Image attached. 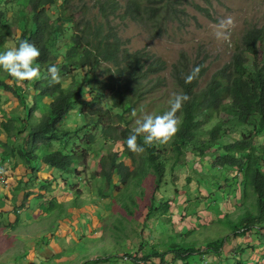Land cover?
Instances as JSON below:
<instances>
[{"label": "trees", "instance_id": "1", "mask_svg": "<svg viewBox=\"0 0 264 264\" xmlns=\"http://www.w3.org/2000/svg\"><path fill=\"white\" fill-rule=\"evenodd\" d=\"M13 1L0 0V3L10 6L15 5ZM56 1H60V8L53 16L50 11ZM202 1L210 6V0ZM175 4L176 0H23L16 5L13 17L9 9L0 4V52L7 50L8 30L5 25L12 21L14 29L19 31L16 45L24 39L40 50L36 64L41 72L40 79L25 81L21 86L8 74L5 76L13 84L10 90L24 103L26 110L23 120L8 118L0 121V141L4 139L2 145L5 147L2 157L15 152L30 178L41 167L70 173L75 163L85 161V156L66 143L75 130L65 128L62 123L70 112L78 108L89 125L102 128L105 143L122 142L120 153L109 152L101 157L100 171L96 173L103 185L113 192L110 196H113L112 201L114 199L125 211L122 221L119 218L114 220L115 239L126 235L124 220L127 223L136 222V212L146 197L142 185L149 176L152 177V188L139 225L152 232L155 226L153 216L166 219L163 225L171 224L169 208L172 200L166 199L164 185L170 183L175 196H178L175 170L180 163H184L181 160L188 153L200 161L207 158L210 169L235 173L220 183L221 186L214 192L216 197L217 193L225 195L224 189L231 190L233 194L237 187H241L243 193L247 187L251 188L255 196V210L243 206L245 211L237 222L239 227L235 226L234 234L243 236L248 231L260 233L264 230V28L247 29L229 62L216 70L201 89L200 81L208 70L205 60L197 57L190 61L184 53H180L178 60L171 65L170 77L177 92L187 94L190 100L177 113L181 118L179 130L167 144H154L139 155L127 148L125 141L132 131L131 113L160 85L159 78L155 76L166 70V63L144 49L129 51L127 42L119 37L117 25L113 22H133L160 35L164 29V15L170 13ZM91 10L96 13L89 15ZM203 12L210 17L207 9ZM68 27L72 34L61 60L57 62L51 59L50 48L63 40ZM53 64L60 69L61 82L50 87L45 77L47 68ZM197 65L201 66L198 77L186 84L183 76ZM63 83L66 85L63 86ZM0 88L8 90L9 86L0 79ZM45 98H49L48 103L43 102ZM37 112L39 114L35 116ZM204 116L205 122L212 121L211 127H206ZM120 125L124 127L120 128ZM21 135L22 140L16 148H8L7 141L13 143ZM137 143L143 144V135L137 138ZM210 150L213 151L209 153ZM3 178L0 177V185L5 186L1 181ZM35 183L37 186H27L24 191L30 194L39 187L37 191L40 193L54 192L46 179H35ZM186 183H190V178ZM57 187L67 190L62 180L57 182ZM71 189L72 197L65 202L67 209L79 210L88 201L94 206L93 216L99 213L98 208L105 207L103 201L96 203V196L86 200L79 191ZM214 195L209 198L214 199ZM38 196L42 197V194ZM51 199L46 203L49 204L47 207L43 206V211L53 215L54 209H58L52 217L57 221L63 216L65 208L56 203L55 198ZM15 213L17 222L19 215ZM101 220L100 216L94 217V221ZM172 231L174 235L162 236L156 244H152L150 252L145 251L147 244L143 242L133 257L125 254V259L128 258L131 264H190L188 259L192 253L187 252V245L183 238L180 240L178 232ZM142 235L140 232V237ZM207 247L211 249L208 254L219 256V247L214 244ZM236 264L244 263L237 260Z\"/></svg>", "mask_w": 264, "mask_h": 264}, {"label": "rangeland", "instance_id": "2", "mask_svg": "<svg viewBox=\"0 0 264 264\" xmlns=\"http://www.w3.org/2000/svg\"><path fill=\"white\" fill-rule=\"evenodd\" d=\"M22 1L15 0V5L10 6L0 4L13 14L16 12V5ZM59 8L60 1H56L50 14L55 16ZM203 9L208 10L210 17L205 15ZM91 11L89 15L96 13L95 10ZM227 16H231L235 22L230 30V39L227 42L218 41L213 36L215 25ZM113 24L117 25L118 35L122 41L127 42L126 48L129 51L144 49L166 63V70L155 76L159 78L160 85L131 113L130 127L133 129L136 126L135 120L142 119L145 114H160L162 110H168L169 96L177 92L170 77V69L180 53H184L190 61L197 57L199 60H205L208 70L199 85L200 89L203 88L212 74L229 62L247 29L264 28V0H210L209 7L202 0H176L172 11L164 15V29L160 35L133 22L120 24L116 20ZM5 28L8 30L5 43L8 50L16 46L15 39L19 37V31L14 29L12 21H9ZM71 34L72 30L68 27L63 34V40L54 48H50L51 59L57 62L61 60ZM5 76L7 73L0 70V79L9 86L8 90L0 88V121L8 118L23 120L26 107L10 90L13 84L6 80ZM153 84L154 82L151 85ZM17 85L21 86V83ZM65 85L66 83H63V86ZM18 91L23 93L21 89ZM43 102L48 103L49 98H45ZM38 114L35 113V116ZM203 120L206 121L205 116ZM205 123L206 127L213 125L212 121ZM62 124L71 131L75 130L65 140L74 151L84 154L85 161L75 163L70 173L40 168V174H36L35 179L43 178L47 183L54 179L50 183L53 194L40 193L37 191L39 187L27 194L24 188L37 186L35 179L30 178L31 175L19 157L15 156L14 151V155L2 157L5 149L2 145L4 139L0 141V166L4 169L7 179L6 184L3 182L5 186L0 185V264H131L128 258L125 259V254L133 257L137 247L143 242L147 244L145 251L150 252L151 245L156 244L162 236L174 235L172 229L178 232L180 240L183 238L185 241L187 252L192 253L188 259L190 264H236L229 255L233 253L235 256L239 254L240 258L247 262L250 261L249 264H264V230L260 233L248 231L243 236L234 234L235 226H238L237 222L242 219L245 211L243 206L255 210V196L251 188L247 187L243 193L241 187H237L233 194L231 190L224 189L225 195L217 193L216 197L214 192L224 180L230 179L232 173H235L225 169H210L207 158L200 161L198 158L193 159L189 153L181 160L184 163H180L175 170L178 178V196H175L170 183L164 185L166 199L172 200L169 208L171 224L163 225L166 219L153 216L151 218L154 219L155 226L151 225L152 232L139 225L146 212L152 188V177L149 176L142 185L146 197L136 212V222L127 223L124 220L126 235L115 239L114 220L119 218L122 221L125 211H122L114 199L112 201L113 196H110L113 192L103 185L96 173L100 171L101 157L109 152L120 153L123 150L122 142L105 143L102 139V128L89 125L88 120L80 115L78 108L70 112ZM123 127L124 125H120V128ZM21 140L22 135L13 143L7 141L6 145L8 148H16ZM94 173L96 175H93ZM187 178H190L189 184L186 183ZM58 180L64 182L67 190L56 186ZM70 188L72 191H79L81 197L86 200L96 196V203L103 201L105 207L98 208L99 213L96 212L93 216L94 206L89 205L88 201L79 210L67 209L65 202L72 197ZM39 194H42L41 200ZM213 195L214 199L209 198ZM51 198H55L56 203H61L65 208L62 211L63 216L57 221L52 217L58 213V209H54L53 215L43 211V206L47 207L49 204L46 203L52 200ZM14 212L19 215L17 222ZM97 216L102 220L94 221ZM140 232L143 233V238L140 237ZM212 244L219 247V255L222 256L208 254L211 249H207V246ZM241 251L244 253L241 254Z\"/></svg>", "mask_w": 264, "mask_h": 264}, {"label": "clouds", "instance_id": "3", "mask_svg": "<svg viewBox=\"0 0 264 264\" xmlns=\"http://www.w3.org/2000/svg\"><path fill=\"white\" fill-rule=\"evenodd\" d=\"M235 22L231 16L220 19L215 25L213 36L216 40L227 42L230 39L231 28ZM40 56V50L28 40L21 39L17 45L6 51L0 52V70L6 72L16 82L36 81L41 78L39 65L36 64ZM201 66L197 65L185 76V83H191L200 72ZM183 75V74H182ZM49 86L61 82L60 69L56 65L47 68ZM190 97L183 92H173L167 101L168 110L162 114H145L142 119L135 120V127L126 138L129 151L141 154L147 147L154 144H167L177 133L181 124V118L177 113L182 109ZM143 135V144L137 143V138ZM4 169H0L3 172Z\"/></svg>", "mask_w": 264, "mask_h": 264}, {"label": "crops", "instance_id": "4", "mask_svg": "<svg viewBox=\"0 0 264 264\" xmlns=\"http://www.w3.org/2000/svg\"><path fill=\"white\" fill-rule=\"evenodd\" d=\"M45 168V167H44ZM52 170V169H51ZM39 171V170H38ZM42 171H44V169L42 170ZM36 174L38 175V174H40V172H35L34 174H33V178L32 179H35L36 178ZM38 180H41V179H43V178H37ZM36 179V180H37ZM51 179V178H50ZM56 186H57V184H56ZM54 193V192H53ZM52 193V194H53ZM39 197V199L41 200V196H38ZM40 206H42V204H40ZM244 253V251L241 253V254H243ZM229 255H231V258L234 260V262H237V260L238 261H241V262H243L244 264H245V262L246 263H250V261L249 262H247V260H243L242 258H240V255L238 254V256H235V253H233V254H229ZM219 256H222V255H219Z\"/></svg>", "mask_w": 264, "mask_h": 264}, {"label": "built area", "instance_id": "5", "mask_svg": "<svg viewBox=\"0 0 264 264\" xmlns=\"http://www.w3.org/2000/svg\"><path fill=\"white\" fill-rule=\"evenodd\" d=\"M0 169H2V167L0 166ZM0 177H4L5 178V184L7 183V179L5 177V173L4 171L3 172H0Z\"/></svg>", "mask_w": 264, "mask_h": 264}, {"label": "bare ground", "instance_id": "6", "mask_svg": "<svg viewBox=\"0 0 264 264\" xmlns=\"http://www.w3.org/2000/svg\"><path fill=\"white\" fill-rule=\"evenodd\" d=\"M1 181L4 182L5 181V178L1 179Z\"/></svg>", "mask_w": 264, "mask_h": 264}]
</instances>
